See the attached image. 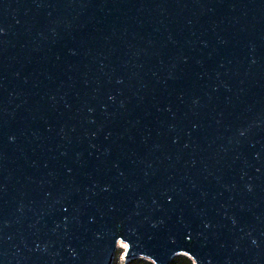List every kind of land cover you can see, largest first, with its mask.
Listing matches in <instances>:
<instances>
[{
  "label": "water",
  "instance_id": "water-1",
  "mask_svg": "<svg viewBox=\"0 0 264 264\" xmlns=\"http://www.w3.org/2000/svg\"><path fill=\"white\" fill-rule=\"evenodd\" d=\"M264 264V0H0V264Z\"/></svg>",
  "mask_w": 264,
  "mask_h": 264
},
{
  "label": "trees",
  "instance_id": "trees-1",
  "mask_svg": "<svg viewBox=\"0 0 264 264\" xmlns=\"http://www.w3.org/2000/svg\"><path fill=\"white\" fill-rule=\"evenodd\" d=\"M112 264H117V263L113 262ZM125 264H151V263L145 260H141V259H134V260L128 261ZM170 264H192V262L186 257L177 256L171 261Z\"/></svg>",
  "mask_w": 264,
  "mask_h": 264
},
{
  "label": "rangeland",
  "instance_id": "rangeland-1",
  "mask_svg": "<svg viewBox=\"0 0 264 264\" xmlns=\"http://www.w3.org/2000/svg\"><path fill=\"white\" fill-rule=\"evenodd\" d=\"M126 250H124L122 247L118 246V249H117V251L115 253L113 262H116L117 264H125V263H127L128 260L125 258ZM182 257H184V256H182Z\"/></svg>",
  "mask_w": 264,
  "mask_h": 264
},
{
  "label": "bare ground",
  "instance_id": "bare-ground-1",
  "mask_svg": "<svg viewBox=\"0 0 264 264\" xmlns=\"http://www.w3.org/2000/svg\"><path fill=\"white\" fill-rule=\"evenodd\" d=\"M119 247H122L124 250H126L127 249V246L125 245V244H123V243H119V245H118Z\"/></svg>",
  "mask_w": 264,
  "mask_h": 264
}]
</instances>
